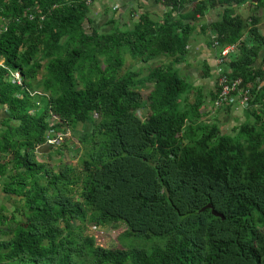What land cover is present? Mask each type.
I'll list each match as a JSON object with an SVG mask.
<instances>
[{"label":"trees","instance_id":"1","mask_svg":"<svg viewBox=\"0 0 264 264\" xmlns=\"http://www.w3.org/2000/svg\"><path fill=\"white\" fill-rule=\"evenodd\" d=\"M161 1V21L140 13L87 32L85 0H0V60L23 77L12 84L0 65V191L19 197L9 214L0 206V264H264V34L257 15L236 13L264 0ZM212 6L220 19L200 29L237 46L225 74L250 91L232 133L203 120L217 84L190 103L175 67ZM124 55L140 65L124 69ZM228 102L219 107L232 112ZM78 124L89 129L77 164L36 159L50 130ZM208 203L224 218L200 210ZM87 224L157 241L104 247Z\"/></svg>","mask_w":264,"mask_h":264},{"label":"crops","instance_id":"2","mask_svg":"<svg viewBox=\"0 0 264 264\" xmlns=\"http://www.w3.org/2000/svg\"><path fill=\"white\" fill-rule=\"evenodd\" d=\"M90 4L88 5V17L91 21L86 22L88 25V29H86L87 32H90L91 26L98 28L102 32L113 31L117 27L120 29L123 25L132 26L140 13H146L151 19L161 21L168 9L161 0H114L109 6L100 4L94 7L92 12L90 11ZM241 7L242 6L236 7V13H239L238 9H241ZM96 8L97 10L95 12ZM217 10V17L210 18L212 12H216ZM221 11L222 7L212 6L208 8L203 15H197L196 19L193 21L192 30L189 33L190 37L187 44V53L181 60L175 61L176 69L183 70L191 78L187 81L193 86L190 91L195 89L197 94L200 93L201 97H204L206 100H208L210 92L213 93L216 87L217 50H215L213 46H210V36L215 34V32L213 30L202 32L200 26L220 19ZM234 53H238L237 46ZM208 62L212 63L211 66L208 65ZM258 63L259 62L256 64ZM206 69L209 70L207 76L204 75ZM197 84L200 85H198L199 87L196 89ZM202 89H204V91H202ZM228 103L233 102L230 100ZM233 104V109L228 119L233 120L237 115H240L242 119L245 118V108L240 106L239 109H236L235 105L237 104L238 106V100ZM0 108L3 109L0 113L1 117L5 112L3 106L0 105ZM202 112L205 116L206 112L204 109H202Z\"/></svg>","mask_w":264,"mask_h":264},{"label":"rangeland","instance_id":"3","mask_svg":"<svg viewBox=\"0 0 264 264\" xmlns=\"http://www.w3.org/2000/svg\"><path fill=\"white\" fill-rule=\"evenodd\" d=\"M103 2V3H102ZM114 2V0H93L90 4V11L92 12L93 8L96 6H99L100 4H106L111 5ZM97 8L95 9L96 12ZM239 13L243 18L247 19L249 15L254 14L259 17V23L258 27L262 34H264V8H254L253 5H250L249 3H246L241 7V9H238ZM218 10L216 12H212V15L210 18L217 17ZM206 16V15H205ZM84 29H88V25L85 22L84 23ZM125 57V67L131 68L133 65H140L138 62H132L128 56L124 55ZM230 58V56H229ZM211 62H208V65L211 66ZM177 73L185 80L188 81V79H191L187 73H185L183 70H177ZM197 84V87H199ZM192 86V84H191ZM204 88V86H203ZM149 87L141 89V94L145 97L147 93L149 92ZM35 92L40 93V90H34ZM204 91V89H202ZM41 94V93H40ZM197 95V91L193 89L190 91L187 95V101L193 102L195 100V96ZM205 103L204 110L207 111L206 115H203V120L207 123L216 122L224 132L232 133V128L239 124V122H242L244 120H247V118L240 117V115H237L236 118L233 120L228 119L230 112L226 111L223 107H215L212 103L207 104ZM236 109H239L237 104L235 105ZM3 111V109L0 108V113ZM252 119V118H251ZM250 119V120H251ZM87 129H89L88 124H78L75 127V130L73 129H62L60 132H63V138L60 139L58 142H56L54 145H50V147L42 154H37L36 159L39 161L47 162L50 167H52L55 171L62 168L65 164H77L78 159L81 157L82 153V142L80 141L82 138L83 132H86ZM56 132V131H55ZM54 131H49V133L54 134ZM47 133V134H49ZM49 136V135H47ZM19 197L17 196H9L3 192L0 191V206H4L5 209L3 210L4 214H9V212L13 209V205H17L19 203L18 201ZM83 234L86 237L92 236L94 238V242L96 244H99L104 247L109 248H127L130 244L136 245H145L146 247H149L153 242L157 241L155 238L149 239L145 241L144 239H138V241H130L131 239L126 235L125 233V227L121 226L118 228H114L111 225L104 224L101 226H94L87 224L85 229L83 230ZM1 237V234H0ZM144 240V241H141ZM141 241V242H140Z\"/></svg>","mask_w":264,"mask_h":264},{"label":"built area","instance_id":"4","mask_svg":"<svg viewBox=\"0 0 264 264\" xmlns=\"http://www.w3.org/2000/svg\"><path fill=\"white\" fill-rule=\"evenodd\" d=\"M86 4H90L93 0H85ZM211 39L213 40V48L217 50V66H216V84L219 87V91L217 94V98L214 100L215 107L222 106L223 103L230 100H238V107L248 108L250 102V91L247 88L241 87L242 79L231 78L228 74H225L226 71V61L229 59V56L236 51V46L234 44H227L225 46H219V43L215 39V34L211 35ZM0 65L7 69L8 71V80L14 85H22L23 77L19 70L16 69H8L2 62ZM38 93V92H31ZM237 98V99H236ZM54 118L53 123L57 121L56 116H51ZM53 131V130H51ZM55 132V131H54ZM63 132L56 131L54 134L46 136V141L51 145L58 142L63 138Z\"/></svg>","mask_w":264,"mask_h":264},{"label":"water","instance_id":"5","mask_svg":"<svg viewBox=\"0 0 264 264\" xmlns=\"http://www.w3.org/2000/svg\"><path fill=\"white\" fill-rule=\"evenodd\" d=\"M50 143L49 142H44L42 143L41 145H39L37 148H36V152L38 154H42L44 153L49 147H50ZM205 208H210L211 210V213L213 215H216V216H219L221 218H224V216L222 215V213L218 212L217 210H215L214 207H212V205L210 203L206 204L205 206H203L200 210L203 211Z\"/></svg>","mask_w":264,"mask_h":264},{"label":"clouds","instance_id":"6","mask_svg":"<svg viewBox=\"0 0 264 264\" xmlns=\"http://www.w3.org/2000/svg\"><path fill=\"white\" fill-rule=\"evenodd\" d=\"M89 5V4H88ZM0 61H2V60H0ZM3 63V62H2Z\"/></svg>","mask_w":264,"mask_h":264}]
</instances>
